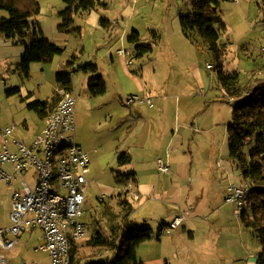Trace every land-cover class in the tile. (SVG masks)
Wrapping results in <instances>:
<instances>
[{
	"label": "rangeland",
	"instance_id": "1",
	"mask_svg": "<svg viewBox=\"0 0 264 264\" xmlns=\"http://www.w3.org/2000/svg\"><path fill=\"white\" fill-rule=\"evenodd\" d=\"M105 3L100 6L103 16L112 20L124 7V19L118 15L110 31L85 25L79 38L74 31L59 28L60 12L66 7L63 0H40V12L31 23L42 30L39 37L49 38L65 51L50 62H33L28 75L17 63L33 35L8 39L0 34V124H15L17 134L32 141L46 114L28 108L33 99L29 94L35 100L49 101L52 108L61 88L56 74L70 73L71 90L77 97L75 138L90 157L82 216L90 242L99 231L111 243L116 239L110 236L121 223V202L128 201L136 207L134 223L153 230L151 239L137 249L138 264H260L259 235L243 223L241 208L226 201L230 183L251 184L244 178L240 161L230 154L232 100L218 79L213 52L198 33L187 36L183 31L180 14L189 12L186 0ZM220 11L224 68L228 73L238 72L240 85L249 86L264 77V0H221ZM3 17L9 14L0 9ZM80 19L75 16L76 26ZM133 31L140 34L134 43L129 40ZM148 45L151 50L138 56L137 51ZM119 49L126 54L120 55ZM73 54L78 55L77 63L69 66L66 62ZM90 63L98 66L107 82L104 96L89 92L90 75L81 66ZM15 87L21 91L8 95L7 90ZM131 95L151 97L154 107L146 102L127 106ZM128 149L133 161L120 165L119 156ZM244 151L249 154V145ZM159 159L171 166L168 173L158 170ZM135 171L141 198L134 196L131 180L123 175ZM19 186V181L9 186L0 180L1 227L11 223L13 188ZM184 215L186 220L178 228L169 227ZM40 236L35 231L32 237H21L8 252L6 264H49V253L35 249L43 243ZM112 247L80 264L111 259Z\"/></svg>",
	"mask_w": 264,
	"mask_h": 264
},
{
	"label": "trees",
	"instance_id": "2",
	"mask_svg": "<svg viewBox=\"0 0 264 264\" xmlns=\"http://www.w3.org/2000/svg\"><path fill=\"white\" fill-rule=\"evenodd\" d=\"M40 0H0V9L8 12L9 17L0 19V34L8 39L17 36L25 38L33 35L29 43L25 42V50L20 57L17 68L25 74L30 73L33 62H50L55 56L64 53V49L57 43L38 34L43 35L36 23H31V18L40 12ZM66 7L60 12L62 24L61 30L69 32H80V27L71 28L75 16H84L96 6L100 0H63ZM188 13L180 14L181 25L184 33H198L202 41L213 52L217 59V74L222 88L230 96L233 105V120L228 126L230 154L240 161L244 178L250 181L251 190L246 197L247 208L240 212V218L246 227L251 228L259 235L263 249L259 254L260 264H264V77L256 78L255 83L249 86H241L239 73H228L224 68L223 46L220 45L219 26L223 24L220 11L221 0H186ZM104 20V19H103ZM102 22H105L103 21ZM221 28V27H220ZM139 32L133 31L129 36L131 42L139 38ZM145 49L137 51L138 56L152 46H144ZM76 56L73 55L67 65H74ZM84 72L92 75L89 80L88 89L92 96L103 95L107 92V84L103 75L98 72V66L90 63L81 66ZM56 79L61 88L71 90L72 75L68 72H59ZM20 92L19 87L7 90L8 95ZM28 108L35 110L40 115H45L50 108L49 101L35 100L30 102ZM249 145V154L244 148ZM118 152V151H117ZM120 153V152H118ZM119 164L125 165L131 162V156L123 151L119 156ZM132 180L133 173L123 174ZM120 180V179H119ZM121 223L110 237L115 240L112 243L99 231L97 239L89 241L73 252V262L80 264L83 259L89 256H98L99 250H108L111 246L114 255L107 260H86L87 264H138L137 249L139 245L152 237L153 230L150 226L135 224L131 219L133 206L128 201H122ZM250 212V215L248 214ZM252 216V217H251ZM163 231V230H162ZM112 238V239H113Z\"/></svg>",
	"mask_w": 264,
	"mask_h": 264
},
{
	"label": "built area",
	"instance_id": "3",
	"mask_svg": "<svg viewBox=\"0 0 264 264\" xmlns=\"http://www.w3.org/2000/svg\"><path fill=\"white\" fill-rule=\"evenodd\" d=\"M119 53L125 55L126 51L120 49ZM58 94L56 104L46 114L42 129L32 141L19 136L15 124H0V180L8 184L20 182L12 197L11 223L0 227L3 264L7 263L8 252L21 242L25 233L40 232L43 243L35 249L49 253V264H73L74 249L90 239L88 225L82 220L90 157L75 138L77 97L63 87ZM142 102L154 106L149 96L131 95L125 101L128 106ZM157 164L160 172L171 169L162 159ZM32 170L35 172L29 175ZM251 188L248 182L230 183L226 201L242 210ZM183 218L178 216L169 227L178 228Z\"/></svg>",
	"mask_w": 264,
	"mask_h": 264
},
{
	"label": "crops",
	"instance_id": "4",
	"mask_svg": "<svg viewBox=\"0 0 264 264\" xmlns=\"http://www.w3.org/2000/svg\"><path fill=\"white\" fill-rule=\"evenodd\" d=\"M133 1H138V0H133ZM100 5L99 6H96L95 8H93L91 11H89V12H87L84 16H79L81 19V24L80 25H78V26H76L75 25V23L71 26V28H78V27H80L79 29H80V32H78L77 33V35H79V38L81 37V35L83 34V32H84V27H85V25L87 26H91V25H93V26H95V28L96 29H102V30H105V29H107V30H112V28L113 27H115V22L116 21H118V19H116V18H118L119 16L118 15H121L122 16V18L124 19V17H125V15H124V13L126 12V10H125V8L124 7H122L119 11H117L116 13V16H114V19H112L111 20V18L110 17H105V16H103L102 15V12L100 11V6L103 4L104 6H106V0H100ZM122 4H124V3H122ZM107 7H109V6H107ZM106 7V10H108V8ZM133 12V7L131 8V13ZM129 16H130V14H129ZM110 18V19H109ZM104 19V20H103ZM130 19V18H129ZM102 20L103 21H105V22H102ZM114 31H115V29H114ZM41 32H42V30H41ZM75 33V32H74ZM42 34H43V32H42ZM42 36H40L39 38H41ZM45 37V36H44ZM49 39V38H48ZM120 50V49H119ZM119 50H118V52H119ZM120 55H123V54H121V53H119ZM62 55V54H61ZM73 55H75L76 56V59L74 60V63H77V59H78V55H76V54H73ZM72 55V56H73ZM72 56H71V58L70 59H68V60H71L72 59ZM67 60V61H68ZM67 63V62H66ZM86 73H88L90 76L88 77L89 78V80H90V77H91V73L90 72H86ZM104 78V77H103ZM104 80H105V78H104ZM106 81V80H105ZM88 84H89V82H88ZM106 84H107V82H106ZM71 89L72 90H74L73 89V85L71 84ZM20 91H21V89H20ZM107 92H108V85H107ZM107 92L105 93V94H103V95H99V96H104V95H106L107 94ZM29 96H31V97H33V99H29V102H33L34 100H35V96H34V94L33 93H30L29 94ZM144 97H146V95L144 96ZM145 102H142V104H144ZM136 104H138V103H136ZM135 104V105H136ZM140 104V103H139ZM148 104V103H147ZM128 106V105H127ZM130 107V106H129ZM150 107H154V106H150ZM158 113L157 114H160L162 111H157ZM162 127V126H161ZM161 127H160V130H162L163 131V127H162V129H161ZM77 128V127H76ZM75 134H76V131H75ZM77 141V140H76ZM127 152L130 154V156H131V163H132V161H133V155H132V153L129 151V149L127 150ZM159 170V169H158ZM168 173V172H167ZM133 178H132V180H131V190H132V193H134L135 195L134 196H136V198L137 197H140L141 198V191H139V175H138V172L137 171H135V172H133ZM130 181V180H129ZM9 186H13L14 185V183L13 184H8ZM18 187H15V188H13V193L15 192V190L17 189ZM226 192V191H225ZM149 193H151V192H149ZM13 195V194H12ZM139 200V199H138ZM11 201H12V198H11ZM11 205H12V202H11ZM12 207V206H11ZM136 210V207H134L133 206V211H132V214H131V219L133 220V212ZM185 216V215H184ZM185 220H186V218H185ZM244 223V222H243ZM245 224V223H244ZM1 227V226H0ZM25 234H29L31 237H32V235H33V233H25ZM25 234H23L22 235V237L25 235ZM190 235L193 237V238H195V234L194 233H190Z\"/></svg>",
	"mask_w": 264,
	"mask_h": 264
}]
</instances>
